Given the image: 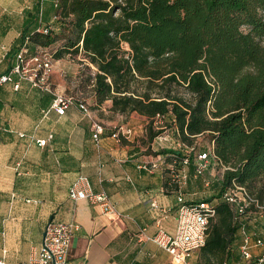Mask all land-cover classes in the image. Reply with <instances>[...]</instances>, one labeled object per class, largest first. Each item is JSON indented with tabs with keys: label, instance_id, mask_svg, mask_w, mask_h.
Returning a JSON list of instances; mask_svg holds the SVG:
<instances>
[{
	"label": "trees",
	"instance_id": "1",
	"mask_svg": "<svg viewBox=\"0 0 264 264\" xmlns=\"http://www.w3.org/2000/svg\"><path fill=\"white\" fill-rule=\"evenodd\" d=\"M48 13L47 32L22 33L29 51L58 44L51 59L79 57L94 68L87 82L96 105L110 100L114 113L148 118L151 138L171 131L183 147L158 154L175 173L182 157L192 162L209 150L226 168L216 194L203 199L216 214L198 264H247L241 229L253 240L264 234L249 222L251 208L264 207V0H54ZM35 20L41 26L43 12ZM157 115L164 129L154 125ZM203 135L212 149L196 142ZM184 146L194 151L186 155ZM233 185L253 199L239 217L222 199Z\"/></svg>",
	"mask_w": 264,
	"mask_h": 264
},
{
	"label": "crops",
	"instance_id": "2",
	"mask_svg": "<svg viewBox=\"0 0 264 264\" xmlns=\"http://www.w3.org/2000/svg\"><path fill=\"white\" fill-rule=\"evenodd\" d=\"M53 1L0 0V75L10 71L23 50L25 54L55 52L58 44L32 52L27 41L20 40L22 33L42 31L53 20L48 13ZM37 11L43 12L41 26L35 20ZM65 72L64 59L54 60L50 88L75 98ZM52 98V93L17 76L0 86V259L20 264L36 255L45 228L53 221L79 226L69 243L67 264H172L171 256L151 240L159 229L172 233L176 228L179 187L171 180L172 163L165 157L152 172L140 165L156 160L162 149L178 152L173 136L159 145L146 131L148 118L114 113L108 100L104 108L97 105L113 114L108 119L100 121L91 112L105 129L96 145L91 119L75 106L59 116L50 109ZM121 125L133 128L135 135L119 143L111 135ZM49 135L45 147L34 143ZM191 173L188 168L180 188L184 198L207 199L210 194L195 197ZM79 176L88 179L92 192L108 196L113 213L104 214L97 205L68 197ZM263 233L256 228L257 236Z\"/></svg>",
	"mask_w": 264,
	"mask_h": 264
},
{
	"label": "built area",
	"instance_id": "3",
	"mask_svg": "<svg viewBox=\"0 0 264 264\" xmlns=\"http://www.w3.org/2000/svg\"><path fill=\"white\" fill-rule=\"evenodd\" d=\"M42 32H47V29H42ZM25 52L23 50L18 53L15 58V64L10 71L7 74L0 75V86L7 82H12L14 76H17L19 80H26L43 92L52 93L53 98L50 109L55 110L59 116H63L68 108L75 106L84 117L91 119L92 138L95 144L98 145L100 136L105 129L102 123L91 117L88 105L72 96L58 94L50 88L51 56L49 54H37L28 59L25 56ZM154 125L158 126V129H164L162 127V116L157 115L155 117ZM134 135L135 130L133 128L121 125L114 129L111 136L120 143L123 139L129 140ZM51 138L52 135H49L46 139H34V143L42 148L46 146ZM155 140L161 145L170 140V135L166 130H163V133L156 136ZM175 146L177 148L183 147L178 142H175ZM193 151L194 147L184 146L186 155H190ZM164 159L165 156L159 154L156 160L145 162L140 165V168L152 172L159 164L165 162ZM211 161L209 150L198 153L192 162L188 156L182 157L178 163L181 176H178L179 173L176 174L174 172L173 164L170 167L171 180L179 187L176 228L172 233L159 229L151 240L171 256L172 264H188V260L192 255L206 243L209 221L215 216L216 209L211 202L206 200H186L180 188L186 182L187 169L190 164H192L193 177L203 178L205 172L212 164ZM203 182L205 186L209 185V182L204 178ZM68 197L71 200H86L92 205H97L104 214L114 212L108 196L103 192H92L89 181L85 176H79L72 184L68 191ZM222 199L235 207L238 217L245 214L253 202V199L246 191L237 185L227 188L222 195ZM151 206L153 208L157 207L155 202H151ZM78 229L79 226L73 222H49L45 228V236L37 254L20 264H67L69 243ZM241 238L242 243L239 248L241 263L264 264V234L253 240L251 235L242 228ZM252 249H256L257 253L254 254ZM0 264L8 263L0 259Z\"/></svg>",
	"mask_w": 264,
	"mask_h": 264
},
{
	"label": "rangeland",
	"instance_id": "4",
	"mask_svg": "<svg viewBox=\"0 0 264 264\" xmlns=\"http://www.w3.org/2000/svg\"><path fill=\"white\" fill-rule=\"evenodd\" d=\"M64 59L65 63V70L68 77L63 78L66 81L67 87H69V90L72 92V95L75 96V98H82L85 99L84 101L88 103V107L90 112H92V115L96 117L100 121H105L113 114L106 110H101L95 103L94 98H92V91L90 83L87 82V79L90 75L93 74V67H90V69L86 68V64L81 62V59L79 57H70L66 56ZM52 59V64H53ZM181 93L187 97V94L184 90H180ZM188 98V97H187ZM105 103V102H104ZM101 104L102 105H104ZM103 107V106H102ZM101 107V108H102ZM104 108V107H103ZM198 144L205 148L212 149V143L210 142L208 135L199 136L196 140ZM226 170L224 166H222L219 162L215 161L210 165L208 170L205 172L204 179L209 182L208 186L204 185L203 178H194L193 174L191 173V182L194 186V190L196 192L195 197H197V200L203 198L205 195L208 196V194H216L215 193V186L213 185V181L219 180L223 172ZM259 185H264V178H262L261 182H259ZM209 197V196H208ZM250 227L252 228L253 232H256V228L259 232H264V207L261 205L259 208H251L250 213ZM255 226V228H253ZM235 248V246H234ZM200 260L199 252H196L192 255V257L188 260V264H198Z\"/></svg>",
	"mask_w": 264,
	"mask_h": 264
},
{
	"label": "water",
	"instance_id": "5",
	"mask_svg": "<svg viewBox=\"0 0 264 264\" xmlns=\"http://www.w3.org/2000/svg\"><path fill=\"white\" fill-rule=\"evenodd\" d=\"M44 236H45V233L43 234V238H44Z\"/></svg>",
	"mask_w": 264,
	"mask_h": 264
}]
</instances>
